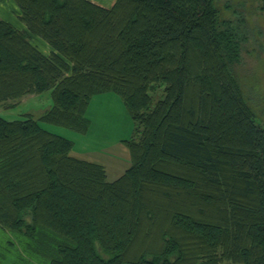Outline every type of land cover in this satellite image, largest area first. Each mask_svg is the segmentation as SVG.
Segmentation results:
<instances>
[{
	"label": "trees",
	"instance_id": "trees-1",
	"mask_svg": "<svg viewBox=\"0 0 264 264\" xmlns=\"http://www.w3.org/2000/svg\"><path fill=\"white\" fill-rule=\"evenodd\" d=\"M14 1L55 52L0 20V104L51 91L53 106L0 116V238L15 236L0 264H264V126L229 69L241 39L215 0ZM108 92L136 134L113 182L40 124L85 134Z\"/></svg>",
	"mask_w": 264,
	"mask_h": 264
},
{
	"label": "rangeland",
	"instance_id": "rangeland-1",
	"mask_svg": "<svg viewBox=\"0 0 264 264\" xmlns=\"http://www.w3.org/2000/svg\"><path fill=\"white\" fill-rule=\"evenodd\" d=\"M220 20L236 28L241 39L239 57L229 62V69L238 80L246 102L257 121L264 126V11L260 0H215ZM53 106L51 91L27 96L23 100L0 104V116L8 120L39 119ZM90 126L85 134L70 128L41 122L48 131L74 142L75 148L94 153V162L106 167L109 182L120 178L125 170L126 156L118 138L136 136L135 125L120 94L108 92L95 96L87 111ZM99 152V154H96ZM110 163H107L106 161ZM118 163V165H115ZM131 163L127 164L129 169ZM2 231L0 230V237ZM3 236V235H2ZM9 240L13 234H6ZM3 239L0 238V245ZM223 264H226L224 262Z\"/></svg>",
	"mask_w": 264,
	"mask_h": 264
},
{
	"label": "crops",
	"instance_id": "crops-1",
	"mask_svg": "<svg viewBox=\"0 0 264 264\" xmlns=\"http://www.w3.org/2000/svg\"><path fill=\"white\" fill-rule=\"evenodd\" d=\"M89 1H91L92 3H94L98 6L110 9L114 6V4L116 3L117 0H89ZM0 20H4L6 22H9L10 24H12L17 29L28 32L30 34L31 43L34 46H36L45 56H50L51 54H53L55 52V50L44 39L30 33L28 27L20 19V9L14 0H0ZM27 96L32 97L34 95H27ZM27 96L23 97L22 100L24 98H26ZM90 106H91V104H90ZM124 140H128V139H125L124 137L118 138L119 144H120V146H123L125 156H126V165L124 166L125 170H123L126 172V170H128L127 164L129 165L131 163V160H130L129 151H128L127 147L123 144ZM96 154L100 155L99 152H96ZM72 155L74 157L82 159V160L94 162V158H93L94 153H90L88 151L76 149L75 144H74V148L72 151ZM106 162L110 163L108 160ZM99 164H101L105 167L104 162L99 163ZM115 165H118V163H116Z\"/></svg>",
	"mask_w": 264,
	"mask_h": 264
}]
</instances>
